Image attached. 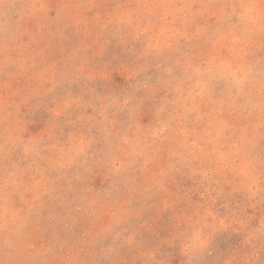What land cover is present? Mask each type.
Returning <instances> with one entry per match:
<instances>
[{
  "label": "clouds",
  "instance_id": "clouds-1",
  "mask_svg": "<svg viewBox=\"0 0 264 264\" xmlns=\"http://www.w3.org/2000/svg\"><path fill=\"white\" fill-rule=\"evenodd\" d=\"M0 264H264V0H0Z\"/></svg>",
  "mask_w": 264,
  "mask_h": 264
}]
</instances>
